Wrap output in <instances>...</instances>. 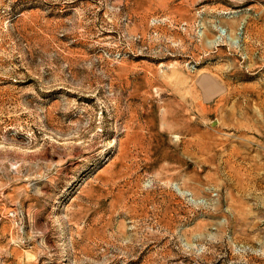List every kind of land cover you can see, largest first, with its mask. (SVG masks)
I'll list each match as a JSON object with an SVG mask.
<instances>
[{
  "label": "rangeland",
  "instance_id": "obj_1",
  "mask_svg": "<svg viewBox=\"0 0 264 264\" xmlns=\"http://www.w3.org/2000/svg\"><path fill=\"white\" fill-rule=\"evenodd\" d=\"M0 264H264V0H0Z\"/></svg>",
  "mask_w": 264,
  "mask_h": 264
},
{
  "label": "bare ground",
  "instance_id": "obj_2",
  "mask_svg": "<svg viewBox=\"0 0 264 264\" xmlns=\"http://www.w3.org/2000/svg\"><path fill=\"white\" fill-rule=\"evenodd\" d=\"M206 82H207V80L203 79L202 80V84H203L202 86L204 87V89L206 91V95L211 96L216 92L217 89L214 85L209 84V82H207V83Z\"/></svg>",
  "mask_w": 264,
  "mask_h": 264
}]
</instances>
